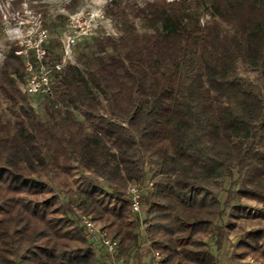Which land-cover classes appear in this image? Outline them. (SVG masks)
<instances>
[{"label":"trees","instance_id":"trees-1","mask_svg":"<svg viewBox=\"0 0 264 264\" xmlns=\"http://www.w3.org/2000/svg\"><path fill=\"white\" fill-rule=\"evenodd\" d=\"M105 13L119 36L87 39L83 68L54 73L46 120L32 100L41 96L20 88L24 57L5 54L0 264L110 263L83 216L119 240L121 258L147 242L163 264H221L228 208L264 206V0H112ZM58 41L44 45L51 66L63 59ZM240 65L260 94L246 93ZM148 182L142 232L128 190ZM236 248V260L253 261L237 264H264V228Z\"/></svg>","mask_w":264,"mask_h":264},{"label":"rangeland","instance_id":"rangeland-1","mask_svg":"<svg viewBox=\"0 0 264 264\" xmlns=\"http://www.w3.org/2000/svg\"><path fill=\"white\" fill-rule=\"evenodd\" d=\"M112 0H0V67L5 59V54L12 48L18 51L29 50L39 39V33L47 30L50 39H58L61 44L59 53L62 52L65 35L72 36L77 43L73 50V65L83 68L84 62L81 58L91 51V47L85 42L95 36L118 37L119 33L111 18L105 11ZM140 5L153 0H132ZM138 23V22H137ZM139 24V23H138ZM139 29L141 30L140 26ZM16 52V54H17ZM19 56V55H18ZM240 75L242 78H249V82H244V89L247 94H260V88L254 83L256 76L251 69L240 65ZM26 82H24L25 84ZM24 84H20L21 90ZM34 106L41 117L46 120L47 115L43 111L44 100L32 97ZM7 110V104L0 94V113ZM78 176L70 179L72 187L76 188ZM229 184L224 185V190L219 193L220 199L224 203L227 199ZM60 202L62 199L60 197ZM236 208L244 210L241 217L234 218ZM250 213L251 217L246 214ZM223 225L232 224L233 229L228 232V239L224 245L222 253L218 256L221 264L253 263L249 258L244 261L236 260L238 254L236 248L239 239L250 231H257L264 228V206L253 201L235 200L227 210V216L223 219ZM100 226L102 224L99 223ZM144 232V230H142ZM214 254H217L214 240H208ZM98 247L102 245L97 243ZM149 243H143L140 251L133 259L127 260L120 256L116 259L117 264H151L149 255ZM102 255L107 256L103 248ZM103 258V257H102ZM112 263V262H111Z\"/></svg>","mask_w":264,"mask_h":264},{"label":"built area","instance_id":"built-area-1","mask_svg":"<svg viewBox=\"0 0 264 264\" xmlns=\"http://www.w3.org/2000/svg\"><path fill=\"white\" fill-rule=\"evenodd\" d=\"M65 37L63 59L60 63L52 66L45 62L46 49L44 45L49 38L47 30H42L39 33V39L31 48L36 62L31 61L29 50L17 52V55L23 56L25 59L27 79L22 89L23 93L29 96H41L49 99L54 97L53 75L55 72L62 71L68 64H72L73 50L77 44V40L72 36L65 35ZM152 187L153 183L148 182L146 184H133L128 190L132 216L138 219L142 230L145 229L142 200L146 192L152 189ZM82 223L90 239L95 243H100L110 257L112 263L106 264H117L116 259L119 257L121 249L119 240L110 236L108 231L100 226L98 222L94 221L91 216H83ZM148 253L149 255L146 257H150L151 264H163L164 258L161 253L153 250L150 246Z\"/></svg>","mask_w":264,"mask_h":264}]
</instances>
